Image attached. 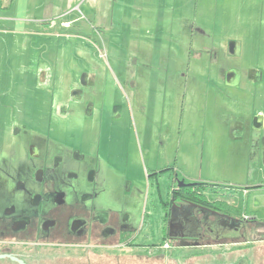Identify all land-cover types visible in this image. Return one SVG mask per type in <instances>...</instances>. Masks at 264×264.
<instances>
[{
	"label": "rangeland",
	"instance_id": "374dc122",
	"mask_svg": "<svg viewBox=\"0 0 264 264\" xmlns=\"http://www.w3.org/2000/svg\"><path fill=\"white\" fill-rule=\"evenodd\" d=\"M250 1L176 0L172 7L174 0H161L166 6L160 18L177 17L175 39L166 38L167 28L160 40L129 41L114 34L108 49L105 34L89 32L88 22L93 24L92 14L111 17L106 0L77 2L67 19L78 23L46 43L28 31L29 24L16 27L7 17L47 19V14L27 11L25 0L10 9L4 8L9 0H0V130L7 140L11 124L29 118L52 141L72 147L88 139L100 163L97 190L110 196L119 182L129 184L128 209L133 193L140 192V225L147 215L138 240L159 243L164 230L159 195L165 201L174 175L153 173L184 169L188 153L193 164L186 172L203 165L204 175L227 187L216 186L223 203L238 183L264 185V10ZM143 15L151 17L150 8ZM181 17L187 20L183 32ZM77 90L85 107L71 103ZM63 103L69 105L65 122L57 119ZM256 119L261 132L252 129ZM236 126L244 128L240 138H234ZM226 205L215 207L224 211ZM248 230L246 242L244 232L209 221L199 229L205 246L175 247L166 262L155 258L146 264H238L240 259L264 264V235Z\"/></svg>",
	"mask_w": 264,
	"mask_h": 264
},
{
	"label": "flooded vegetation",
	"instance_id": "af4514ba",
	"mask_svg": "<svg viewBox=\"0 0 264 264\" xmlns=\"http://www.w3.org/2000/svg\"><path fill=\"white\" fill-rule=\"evenodd\" d=\"M82 97L80 91H73L71 103L85 107ZM68 108L64 103L58 107L57 119L61 122L69 120ZM258 121L252 123L254 132L262 129ZM28 122L29 118L13 122L7 140V133L0 130V264H123L127 250L135 260H140L144 249L138 240L142 233L138 214L140 192L133 193L128 209L129 184L119 182L110 196L97 190L100 163L91 154L88 139H79L70 147L60 140H50L43 128ZM243 129L234 127V138L242 137ZM161 172L153 176L165 174ZM174 178V186L170 184L167 198L161 203L170 223L162 232L161 247L155 243L148 245L152 258L163 256L160 260L166 262L164 258L175 247L205 246L204 231L199 229L209 221L212 227L216 224L219 228L245 232L243 222L251 220L238 218V212L246 207L241 196L230 195L223 203L219 190L213 196L214 190L207 188L206 193H200L207 198L204 205L185 197L177 199L173 196L183 186L207 184ZM217 205H226L235 213H228V208L217 209ZM207 215L216 218L211 221ZM191 217L196 226L192 221L189 227L184 225ZM259 233L264 235V228ZM156 250L163 254L155 255ZM238 264L251 263L240 259Z\"/></svg>",
	"mask_w": 264,
	"mask_h": 264
},
{
	"label": "crops",
	"instance_id": "0c3cea01",
	"mask_svg": "<svg viewBox=\"0 0 264 264\" xmlns=\"http://www.w3.org/2000/svg\"><path fill=\"white\" fill-rule=\"evenodd\" d=\"M19 0H9L6 9H10L11 7H15L18 5ZM80 0H25L26 2V10L30 11L31 13H38V14H47V19L43 17H36L33 20L31 19H17L16 17H7L8 23H13V25L24 23V25L29 24L30 29L28 30L30 33H35L34 35H37L36 38L39 41H42L43 43H46L51 38H58L61 35V31L69 29L73 23L76 25L78 23V20L76 19L74 21H70L67 19L68 13L71 12L74 5H76L77 2ZM175 1L171 5L172 7L175 6ZM105 8L107 10L108 5L110 7V11L112 12L111 17L104 15L102 18H96V14H92V20L88 21L92 26L90 29L92 31V34L96 35V33L101 34L103 32L106 36L105 46L106 48L111 47V39L114 36V34H117L118 39H126L131 40L132 38H138L139 41L145 40V39H158L160 40L163 38L165 34V30L167 28V36L166 38L169 40L175 39L176 34V24H177V17L169 19H161L160 18V11L163 10V6H166V3H162L161 0H106ZM109 2V3H108ZM63 3V4H62ZM250 3H256L255 5H261L264 10V0H253L250 1ZM28 4V6H27ZM61 4L62 8L61 9ZM101 5V3H99ZM149 5V6H148ZM155 6V8H154ZM168 6V5H167ZM150 8L151 10V17L143 15L144 8ZM1 9V5H0ZM170 10V7H167L165 10L166 12ZM117 11V12H116ZM154 12L157 14L156 17H154ZM165 12V14H166ZM91 15V14H89ZM108 15V14H107ZM168 17V16H167ZM169 18V17H168ZM180 22V25L182 26V32L185 31L183 29H186V26L184 23H186L187 20L184 18L178 19ZM1 23V22H0ZM185 26V27H184ZM32 29V30H31ZM16 30V29H15ZM27 32V31H24ZM83 32L85 31H78ZM191 31H189V37ZM33 35V36H34ZM116 36V35H115ZM49 39V40H48ZM147 45V42L143 43ZM142 44V45H143ZM138 53L140 49V45L138 43L137 46ZM44 50H42L43 52ZM46 53V52H45ZM176 66V64H175ZM178 67L176 66L175 70H177ZM174 70V68H172ZM240 138V136H239ZM208 150H206L207 152ZM205 153V152H204ZM187 159L184 165V169H180L176 166L171 168V172L176 176L178 180H183L186 183H205L209 187V190H217L215 186H220L223 188H227L226 186L219 184L217 179L214 177L212 178V174H208V176L204 175L203 172V165L197 164L195 168H197V171L192 170L191 172H186V165L188 168L193 164L191 163V156L188 153L186 155ZM191 164V165H190ZM214 166L211 164V167ZM224 182V181H223ZM247 183H238L237 186H235L234 197L237 198L240 196L242 199L246 198V207L241 209L238 212V218L242 219L244 221L245 217H248L249 220H251L250 223L243 222V228L245 229V237L247 238L246 242L251 241L250 235L251 232L248 229L255 230L257 232H260L262 228H264V185H257L256 183H249L248 180ZM172 183V182H171ZM216 184V185H214ZM214 187V188H212ZM160 196V195H159ZM166 198H167V192H166ZM160 204L164 202L162 200V197H160ZM166 200V199H165ZM162 207V206H161ZM141 217V227L144 225L145 216ZM143 219V220H142ZM148 222H150L148 218ZM161 225L165 229V225L170 223L169 219L166 218L164 210L162 208V218L160 221ZM191 230L193 231V228L191 227ZM164 231V230H163ZM162 231V232H163ZM163 234V233H162ZM163 237V235H162ZM217 243V242H216ZM161 241L159 243H155L154 245H158L161 247ZM217 245V244H216ZM143 247H150L147 244L143 245ZM153 250V249H152ZM143 251H147L145 248ZM148 252L151 251V247ZM132 252L130 250H127V256L131 255ZM143 254V253H142ZM132 256V255H131ZM129 260L125 258L124 263L128 264Z\"/></svg>",
	"mask_w": 264,
	"mask_h": 264
},
{
	"label": "trees",
	"instance_id": "16d2710c",
	"mask_svg": "<svg viewBox=\"0 0 264 264\" xmlns=\"http://www.w3.org/2000/svg\"><path fill=\"white\" fill-rule=\"evenodd\" d=\"M169 171H171V168L166 169V170L162 171L161 173H167ZM154 176H156V175L154 174ZM175 180L176 179L173 178V181L171 183L172 186H174ZM207 188H208L207 185H206V187H204V185H202V184H193V185H190V186H183V188L179 189V192H176L173 197H175L177 199L179 197H181V198L185 197L187 200H189L192 203H195V202L199 201L201 204L204 205V204H206V199L207 198H206V196H203L204 193L203 194H200V193L203 192L204 190H205V193H206V191H207L206 189ZM142 253H143L142 257L139 260V261H141L140 264H146L147 262H150L149 261L150 259L152 261V260H154L156 258V257L152 258L153 256H150L148 251H145V252L142 251ZM158 253H159V255L163 254L162 252L156 250L155 251V255H157ZM131 255L127 256V260H130L128 262H135L136 261L135 258L133 256H131Z\"/></svg>",
	"mask_w": 264,
	"mask_h": 264
},
{
	"label": "water",
	"instance_id": "95a60500",
	"mask_svg": "<svg viewBox=\"0 0 264 264\" xmlns=\"http://www.w3.org/2000/svg\"><path fill=\"white\" fill-rule=\"evenodd\" d=\"M182 184H183V183H181V185H182ZM181 185H179V184H178V186H179V187H180ZM176 207H179V206H178V205H176Z\"/></svg>",
	"mask_w": 264,
	"mask_h": 264
}]
</instances>
